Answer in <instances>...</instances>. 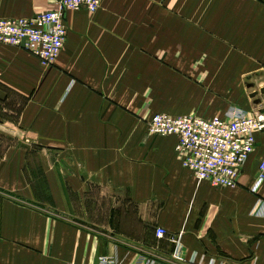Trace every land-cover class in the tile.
<instances>
[{"label": "crops", "instance_id": "obj_1", "mask_svg": "<svg viewBox=\"0 0 264 264\" xmlns=\"http://www.w3.org/2000/svg\"><path fill=\"white\" fill-rule=\"evenodd\" d=\"M55 1L0 0V17ZM64 18L51 65L0 43V264H264V132L216 187L147 131L155 113L264 101V0H101Z\"/></svg>", "mask_w": 264, "mask_h": 264}, {"label": "built area", "instance_id": "obj_2", "mask_svg": "<svg viewBox=\"0 0 264 264\" xmlns=\"http://www.w3.org/2000/svg\"><path fill=\"white\" fill-rule=\"evenodd\" d=\"M100 2L56 0L53 8L31 17H0V43L22 47L44 65H51L67 38L65 12L84 8L93 13ZM147 131L156 135H175L178 160L198 179L216 187H234L243 164L255 149L257 135L264 132V101L251 110L230 105L221 115L210 117L155 113L147 121ZM263 179L264 157L259 161L253 188ZM166 233L161 226L155 228L157 238L164 237ZM172 241L178 254V239L173 237ZM97 264L120 263L115 256L101 255ZM137 264H154V261L141 259Z\"/></svg>", "mask_w": 264, "mask_h": 264}, {"label": "rangeland", "instance_id": "obj_3", "mask_svg": "<svg viewBox=\"0 0 264 264\" xmlns=\"http://www.w3.org/2000/svg\"><path fill=\"white\" fill-rule=\"evenodd\" d=\"M229 97V95H227ZM219 100L224 98V95L218 94Z\"/></svg>", "mask_w": 264, "mask_h": 264}, {"label": "water", "instance_id": "obj_4", "mask_svg": "<svg viewBox=\"0 0 264 264\" xmlns=\"http://www.w3.org/2000/svg\"><path fill=\"white\" fill-rule=\"evenodd\" d=\"M22 45H23V42H22Z\"/></svg>", "mask_w": 264, "mask_h": 264}]
</instances>
